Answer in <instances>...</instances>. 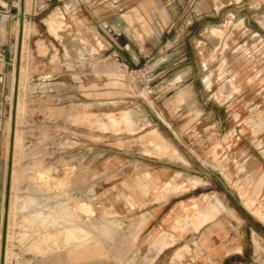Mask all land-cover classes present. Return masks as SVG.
<instances>
[{
  "label": "rangeland",
  "instance_id": "374dc122",
  "mask_svg": "<svg viewBox=\"0 0 264 264\" xmlns=\"http://www.w3.org/2000/svg\"><path fill=\"white\" fill-rule=\"evenodd\" d=\"M19 1L0 0V246ZM24 13L9 264L62 251H32L35 211L60 203L110 228L104 247L65 250L86 264H264V0H25Z\"/></svg>",
  "mask_w": 264,
  "mask_h": 264
},
{
  "label": "bare ground",
  "instance_id": "6f19581e",
  "mask_svg": "<svg viewBox=\"0 0 264 264\" xmlns=\"http://www.w3.org/2000/svg\"><path fill=\"white\" fill-rule=\"evenodd\" d=\"M22 34H23V28H22ZM22 43H23V40H22ZM21 52H23L22 49H21ZM15 54H16V50H15ZM227 86H229V85H227ZM19 89H21L20 88V74H19V84H18V100L20 98V93H21V92L19 93ZM236 91H237V89H236ZM18 100H17V102H18ZM11 110H12V107H11ZM17 111H19L18 110V103H17V107H16V114H17ZM16 116H18V115H16ZM128 116H129V114H128ZM10 118H11V116H10ZM110 124L115 127V126L118 125V122L115 119H110ZM254 126H255V124H254ZM256 129H258V128H256ZM16 130L17 129L15 128L14 142H13V151L15 149V144H16ZM151 134L153 136V138H152L153 140L160 141L163 145H165V148L163 147V149H160V150L157 149L159 152H162L164 155L167 154L168 152H170L169 145L164 141V139L161 136H159L156 132H151ZM13 154H12V169H11V177H10V191L12 190V175L14 173V169H13V165H14V163H13L14 162ZM173 155H174V157L181 159L180 155L175 150H173ZM45 176H47V175H44V176L41 175L40 178L43 179V178H45ZM13 177H15V176L13 175ZM46 178H48V176ZM41 182L42 181H40L39 185L42 184ZM50 185H48V186L51 187ZM45 190H48V189H45ZM48 200H50V199H48ZM219 205H221V204L218 202L217 206L216 205H214V206H215V208H218ZM71 206H73V205H70V208H69L67 203H60V207L61 208L58 211H55L54 213L51 210L50 211H46L45 213H41V211H39V210L35 211V215L39 219L38 225L35 224V227L37 228L36 229V231H37V234H36L37 240L36 241H37L38 244L33 248V250L31 249L33 252L37 253L40 256H45V255L50 254L51 252H53L54 251L53 248H55L56 250H62V251L63 250L64 251L65 250L68 251V250H71L72 248H86V249L87 248H94V249H96L97 246L104 247L103 243L105 241H107L108 239H113L112 238V233H110V228L108 226H106V224L103 223L101 221V219H99V221H91V219L86 218L85 219L86 227H83L82 216H81V220L79 218H77V217H76L77 219H75L74 215L76 213L74 214L73 211H69L68 210V209L71 210ZM212 206L213 205H211L210 207H212ZM208 207H209V205H208ZM79 210H80V207H79ZM76 211H77V209H76ZM83 212H85V211H83ZM8 213H10L9 205H8ZM77 214L79 215V213H77ZM208 214H211V213H208ZM204 215H205V213L203 212L202 214H200L198 216V219L199 218H203ZM116 223H117V225L119 227H121V223L118 222V220L116 221ZM54 225L60 226L63 229H65L64 233H63L62 230H60L58 232L57 231L52 232L49 229V227L50 226H54ZM67 225L69 227H67ZM8 230H9V227L7 225L6 245H5V253H4V264H9L10 263V258L12 257L11 253L9 251V248H8V242L10 241V238H11L10 237V233H9ZM71 241H73V243H71Z\"/></svg>",
  "mask_w": 264,
  "mask_h": 264
},
{
  "label": "water",
  "instance_id": "95a60500",
  "mask_svg": "<svg viewBox=\"0 0 264 264\" xmlns=\"http://www.w3.org/2000/svg\"><path fill=\"white\" fill-rule=\"evenodd\" d=\"M20 10L19 18L20 22L18 24V35L16 41V54H15V65H14V84L12 93V110L10 118V134H9V147H8V158H7V170L5 179V198L2 216V233H1V246H0V264H4V253L6 245V230L8 225V205H9V195H10V177L12 169V154H13V142H14V132L16 124V107L18 100V84H19V74H20V64H21V49H22V28H23V18H24V4L25 0H20Z\"/></svg>",
  "mask_w": 264,
  "mask_h": 264
},
{
  "label": "crops",
  "instance_id": "0c3cea01",
  "mask_svg": "<svg viewBox=\"0 0 264 264\" xmlns=\"http://www.w3.org/2000/svg\"><path fill=\"white\" fill-rule=\"evenodd\" d=\"M17 31H18V25L14 29V32L10 31L9 35H8L9 39L12 37V35L15 37V44H16ZM8 47H9V45H8L7 40H5V38L0 39V56H1L0 61H2V62H4L2 60V58H4V55L7 53ZM14 53H15V48H14ZM37 58H38V56L33 57V59H37ZM83 58H84V56H83ZM130 62L132 63L131 60H130ZM128 64H130V63L128 62ZM12 70L14 72V64L12 66ZM184 72L185 73H181L178 75L176 83L183 82L184 83V88H183L184 90H180L179 93L188 94L189 92L191 93V87L189 85L190 84L189 80L191 78L190 77L191 75L187 71H184ZM2 73H3V71H2ZM86 261H89V260H86V255L76 256V257H68L65 251H60V252H58V253L50 256V257L41 258V259H28V260H25L24 262H22L21 264H86ZM96 261H100V260H96ZM90 262H92V261H90Z\"/></svg>",
  "mask_w": 264,
  "mask_h": 264
},
{
  "label": "built area",
  "instance_id": "2783aa9c",
  "mask_svg": "<svg viewBox=\"0 0 264 264\" xmlns=\"http://www.w3.org/2000/svg\"><path fill=\"white\" fill-rule=\"evenodd\" d=\"M152 82H153L152 80H147V82H146V87H145V89H147V91H148L149 93H151L150 85H151Z\"/></svg>",
  "mask_w": 264,
  "mask_h": 264
}]
</instances>
